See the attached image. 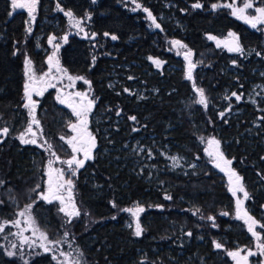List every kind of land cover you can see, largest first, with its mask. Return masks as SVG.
<instances>
[{"label":"trees","instance_id":"16d2710c","mask_svg":"<svg viewBox=\"0 0 264 264\" xmlns=\"http://www.w3.org/2000/svg\"><path fill=\"white\" fill-rule=\"evenodd\" d=\"M64 1L62 4L64 12L70 11L76 17L91 14L93 19L90 30L98 36L99 45H104L102 53H109L110 49H113L111 55L116 57L100 56L93 60L87 42L77 37L69 39L60 55L61 65L69 75L88 77L94 97L99 99L100 106L113 114L120 112L116 122L113 119L105 122L108 137L103 140L102 147L116 148L115 151L120 152L123 145L136 139H142L146 146L152 141H167L172 150L187 156L191 161H196V156L201 153V145L193 134L195 126L199 129L197 133H200L197 136L217 137L221 140L227 157L238 163L237 169L244 176L248 186L254 177L261 178L264 172L262 145L264 132L256 141V148L251 149L241 133L249 127L253 116L248 114L246 109L241 115L230 118L224 113L231 101L222 96L225 88L229 87V80L221 73V64L228 56L224 52L216 51L205 38L208 34L222 37L227 32L237 33L251 59L253 56L256 57L257 53L260 55V51H264L255 33H251L246 27L220 11L206 14L176 13L183 25V32L178 30L174 34L169 33L170 37L183 40L195 52H208L205 59L208 66L203 69V73L200 71L197 77H204L202 84L206 88L213 110L209 113V120L195 116L194 122L184 112L189 106L191 88L184 80L182 71L177 70L173 74L164 69L157 72L143 58H159L160 53L149 46L153 39L140 14L130 13L127 9L117 6L116 0H103L94 7L89 5L88 0ZM164 1L171 0H139L155 15H170L173 10H167L154 3ZM196 1L198 0H189L191 3ZM199 1L207 9L208 5L219 0ZM42 6H47V11H50L54 5L52 1L41 0L40 7ZM8 9V1L0 0V128L9 129L8 135L0 141V181H3L0 185V219L3 220H12L18 207L35 200L36 186L39 184L41 189L44 184L43 171L46 160L44 154L37 148L21 146L15 139L16 135L23 131L28 120L23 108L22 58L15 52L16 48H22L25 16L17 14L9 20ZM50 12H43L38 22ZM162 28L173 29L169 25ZM35 32V35L42 33L37 28ZM112 36L117 37L115 42L111 46L106 45L104 40L112 41ZM28 53L34 66L39 68L42 64L38 61L41 60L39 54L31 51ZM168 59L169 56L164 57L167 62ZM132 63L139 66H130ZM168 63L172 64L171 61ZM257 63L264 66V60L261 58L257 59ZM116 64L129 65L130 70H120L125 74L123 81L127 85L134 81V78H138L148 88H155L159 93L151 100L138 102L126 95L120 85L116 84L113 89L108 88L110 68ZM245 75L251 77L249 72ZM239 84L242 86H238ZM239 84L236 87L230 86V93L235 91L239 93L247 87L243 81ZM237 107L244 106L240 104ZM221 113L224 115L221 116ZM60 116L67 117V112L56 105L51 93L40 99L37 117L41 122L43 136L55 144L59 157H68L69 152L58 139L60 133L66 134L64 124L60 126L56 122V118ZM130 117H135V120ZM115 165L97 156L92 165L82 168L74 178L75 202L80 214L86 213V221L77 224L78 217L71 219L70 225L73 227L68 230L67 235H72L74 244H78L84 255L82 257L88 264H142L139 260V250L146 251L147 260L151 264H155V261H161L160 264H196L194 258L200 257H204L205 264H230L226 258H220L213 251L210 239L208 240V235L211 237L213 231L202 233L206 240L205 244L196 243L193 237L197 231L193 226L196 215L200 212H203L201 215H206L211 210H219L221 205L227 202L222 183H219V176L212 179L215 188L209 187L212 190L210 194L200 196L201 194L195 190L197 196L192 198L190 194L196 189L194 183L197 180L190 177L183 186L179 183L181 178L166 172L161 180L171 185V198L168 199L166 193L164 196L148 185L146 172L145 176L140 177L136 172L135 174L128 172V168H123L122 164ZM167 178L171 180L168 181ZM182 193L185 198L179 200L178 197ZM14 200L19 201V206L13 203ZM184 200L190 202L189 207L183 203ZM253 201V208L260 212L264 206V192L254 195ZM134 202L140 203L147 210L142 218L143 233L140 237L134 236L131 229L124 228L126 222L124 214L116 216L114 220H107L115 213V207L123 208ZM195 210L197 212L193 213ZM33 213L51 238H55L56 234L65 235L61 230L62 227L65 228L63 225L65 222L59 217L60 213L55 206L39 200L33 207ZM97 220L101 222L95 223ZM60 223H63V226ZM186 232H192L193 236L184 235ZM228 236H231L230 239L234 237L232 233ZM239 241L246 244L245 240ZM152 248L159 249L161 253L155 254ZM206 256L209 258L206 259ZM0 264H14L2 254L1 248ZM32 264L54 263L47 256H43L35 258Z\"/></svg>","mask_w":264,"mask_h":264},{"label":"rangeland","instance_id":"374dc122","mask_svg":"<svg viewBox=\"0 0 264 264\" xmlns=\"http://www.w3.org/2000/svg\"><path fill=\"white\" fill-rule=\"evenodd\" d=\"M9 4V9L7 12L8 19L11 20L14 16L17 14H23L25 16L24 20V35H23V41L21 43L22 48H16L15 52L19 55H21L22 58V67H23V73H24V82H23V108L26 111V115L28 117L27 124L24 127L23 131L16 135L15 139L18 141V143L21 146H30L37 148L40 152H42L46 158L44 163V171H43V177H44V184L42 185V188H36V197L34 201H30L29 204H32L31 213L32 216L36 222L37 227L40 231L47 234L49 240L51 241H58L55 245H49V247L53 248L52 252H45L43 248L39 247L40 241L38 240L39 233H37L35 236L33 235L32 231H25L23 232L24 236H27L30 238L31 241H36L35 246H30L29 244L21 245L20 243V237L16 235L20 232L21 228L26 227L23 223V217L19 216V212L22 211L26 205H22L18 207L19 209L16 210L14 218L12 220H3L0 219V225H4V222L7 221V225L5 226L4 232L0 233V248L2 250V254L9 259L10 262H14V264H25V261L27 264H32V262L35 260V258L47 256L49 260L57 264V261H64L67 259V264H72L73 261L79 260L80 264H88L86 259L82 256H84L81 252V250L78 248V244H74L72 240V235H67L68 230L72 229L73 226H71L68 222L69 218L65 216L64 213H60L59 217L63 219L65 224V228H61V230L64 232L65 235H57L55 238H51L49 232L39 224L37 221L34 213H33V207L35 203L40 199L39 193L42 191H45L47 189L46 185V173H47V165L49 160H53V167L54 168H60L64 169L65 172V179L71 178L73 180V187H72V196L75 202V195H76V186L74 185V178L78 174V172L84 168L88 167L89 165H92L95 162L96 157L98 156L101 160H108L109 164H122L123 168H128V172H131L133 174L138 173L139 176H145V172L148 175V185L153 187L156 191L160 192L164 196L170 197L171 195V185L168 184V182L162 181L161 177L166 172L170 175H173L177 178H181L179 180V183L181 185H185L187 181H189V178L192 177L195 180H197L194 185L196 189L190 194V196L195 197L197 196V193L200 196H203V194H210L212 190L209 187L215 188L214 180L215 177L219 176V183H222V186L224 188L225 192V200L227 202L223 203L221 205V208L219 210L214 209L211 212H206V215H201L203 212H200L196 215L195 223H193L194 228L197 230L195 232V235L193 236L192 232L191 235L195 237L196 243H206V240L202 237V233L205 232H211L213 231V234L211 237L208 235V240L210 239L211 245L213 247V251L217 253V255L220 256V258H226L230 264H236L235 260H233L232 257L228 255V252L231 251H241V256L245 255L248 250H251L253 252H256L257 254L254 256H249V264H264V255H260L257 250V239L252 235L251 232L248 231L247 225L244 223L243 220H239L236 218V200L237 198H240L243 200V193H237V196H233L231 191H229V178L225 174H222L219 172L215 167V164L213 162V157H210L207 152L205 151L206 148L209 147L207 141L213 137H204L202 135H198L200 133L198 132V128L193 126L194 136L197 137V142L200 143L201 153L196 156V161H191L190 158L187 156H183L182 154L178 153L176 150H172V148L169 145V142L167 141H158V142H151L149 145H145L142 141V139H136L132 140L131 142L126 143L122 146V149H120V152H116V148H107L106 146L102 147L103 140L107 139L106 135V126L104 125L105 122H109L111 119H113L115 122L120 115V112L111 113L108 111L107 108L102 107L99 105V99L94 97L93 89L91 87V82L86 76H71L68 74L67 71H57L55 67V63L58 60L59 61V68L62 70H65L64 67L61 65L60 62V55L62 49L68 44L69 39L71 37H77L81 40H85L87 44L89 45L90 52L92 55V59L96 60L100 56H105L108 58H116L113 54V49H110L109 53H102V50L104 49V45H99L100 40L98 39V36L93 34L90 30V23L93 19L91 14L86 13L83 17H74L73 19H70L68 16L65 15L64 8L62 7V4L65 2L64 0H49L53 2V9L50 11H47V6L40 7L41 0H38L36 4L35 9V19L32 20L31 17L28 14L27 8L24 9H13L12 7V0H7ZM103 0H88L89 5L91 7L96 6ZM153 2V1H151ZM251 2L255 7H264V0H251ZM117 6H121L124 9H127L130 13L133 14H140L142 16V19L145 22L146 29L148 33L151 35V38L153 39L149 46H152L155 50H157L158 53H160L159 58H148L143 57L145 60L148 61L149 64L152 65V67L157 72H161L164 69H166V72L173 73L177 70H181L184 76V80L188 82L191 88V93L189 97V106L184 109V112L187 114V116L194 122H196L195 116H199L200 118H203L204 120H209V113L211 110H213V105L211 104V100L207 94L206 88L203 87V76L197 77V75L200 73H203V69H205L208 65H206V58H207V51H199L195 52L189 48L187 43H185L181 39H176L175 37H170V34H174V32L180 30V32H183V25L179 22V19L176 15V13L179 14H192L195 12H201L203 14H206L208 12H215L219 11L223 12L224 14H227L230 18L237 21L244 27L248 29L251 33H255L258 38L259 42L261 43L262 49H264V24H258L256 28H253L249 23H246L243 19L237 18V16L232 14V10L228 7H218L216 9L212 8V5H208L207 9L203 4L198 0L194 3L189 2V0H171V1H164L162 3L160 2H154L156 5H159V7H164L167 10H173L174 12H170V15H155L151 9L149 10L152 15L156 19V23L160 25L159 28L155 27V24H153L152 20L148 18V13L144 11L146 7L142 5L139 0H116ZM153 3V4H154ZM196 3H200L202 7L200 8H194L193 5ZM234 3L237 7L243 6V0H219L218 2L214 4L224 5V4H232ZM137 5H140V7H137ZM158 7V6H156ZM184 7V8H183ZM253 9L247 10V15H255ZM62 9V10H61ZM43 12H50L46 17H43L41 21L38 22V19L40 15ZM61 14V15H59ZM75 21L81 22V27L83 28V31H80L79 28L75 27ZM169 25L171 28L169 29H163L162 26ZM31 27V32H28L27 29ZM39 29V31H42V33H37L35 35V30ZM47 30V32H46ZM230 32H227L224 36H214V35H206L205 38L207 42L213 45V48L218 52H224L228 56L227 60L222 62L221 64V73L226 76L229 80V87L225 88L224 94L222 96L225 97L226 100L229 102L231 101L230 105L225 109L224 113L230 118L236 115H241L244 110L246 109L248 114H251L253 116V120L250 121L249 127L245 129L241 133L242 138L248 143L250 148L255 149L256 148V141L260 138L262 133L264 132V66L258 65L257 59L261 58V60H264V54L263 50L260 51V55H257L256 57H252L251 59L248 57L247 52L243 48V43L241 38L237 33H234L236 37L239 38V44L243 49V52H236L231 53L229 52L226 47L221 44L220 47H217V40L225 41L227 38H229L228 34ZM214 36L216 37V40H210L208 37ZM55 37L53 42L49 43V38ZM64 37H67V40L64 39ZM112 41L104 40L106 45H112L113 42H115L113 39ZM174 40L180 41L183 45H186V48H180L178 46H173L171 43ZM18 44V43H17ZM59 45V48L57 49L54 47V45ZM17 47V46H16ZM17 50V51H16ZM191 50V57L193 63L196 64V67L192 70V80L187 79V71H188V61L184 57V53ZM29 51L33 52L34 54H39L38 57L41 60L42 64L39 68L34 66L33 60L29 56ZM55 54V59L53 60V66L49 65L48 58L50 56H53ZM165 56H169L168 62L171 61L172 64L168 63L166 60H164ZM28 59L32 63V69L35 73V76L37 78L44 76L45 73H48V76H45L44 82L38 83L37 87H46L47 84H53L55 87H46V90L43 92V95H36L35 93L32 94V99L37 102L35 113L36 118L38 114V106L39 101L42 97L45 95L51 93L53 95L54 102L58 106H62V104L59 102L57 97L59 96L61 99H67L68 104L71 103L74 99L78 100V97H75V93L80 92L86 94L88 99H93L95 101L91 112L88 115V131L91 132V134L95 137L96 141V148L94 151H92V159L86 163L83 167L79 168L75 175H71V170L68 169L67 165L64 163H61L60 161H64L67 159H70L73 155L71 147L66 143L67 139L76 135L69 125L71 123L77 122V117L73 114V111H69L66 109L67 117L66 116H60L56 118V122L61 126L64 124L66 134L60 133L58 135V139L61 141V144L63 147H65L66 151L69 152L68 157H59L56 151V146L51 141H47L43 136L42 126L37 129L35 125H33V128L35 131H37V143L36 144H23L21 143L19 136L25 132L31 117L29 115V110L24 107V104L26 103V98L24 95V85L26 82H28V77L25 75V60ZM155 61L160 62V66L157 67V64ZM253 64V65H252ZM130 66H139L137 63H132ZM120 70H130L129 65L127 64H121V65H114L110 68V74L109 78L110 81L108 83V88L113 89L115 85H120L123 87L125 94L128 95L130 98H134L135 101H145V100H151L153 97H155L159 91L155 88H148L147 85L139 81L138 78H134V81H131L129 85L125 81H123V78L125 74L121 73ZM246 72H249L251 77H246ZM69 76L73 78L82 77L83 79H73L69 80ZM130 78L131 77H128ZM240 78V81H239ZM256 79V81H254ZM132 80V79H131ZM87 81L88 83H85ZM245 83L247 86L243 91L237 92L235 91L237 95L241 97L240 100H237L235 96L230 93V86L236 87L239 83ZM238 86H242V84H239ZM244 86V85H243ZM197 88H202L204 90L205 96L207 98V107L199 104L197 101L199 100L198 93L196 91ZM243 105V108H239L237 106ZM247 106V107H245ZM39 120V119H38ZM40 121V120H39ZM262 121V122H261ZM41 123V122H40ZM56 123L57 126H59ZM194 124V123H193ZM195 127V128H194ZM0 130H2L0 128ZM65 137L64 140H61L60 137ZM4 138L3 135H0V141ZM26 138H28L26 136ZM216 140L220 141V151L224 154V157L228 160H231L232 163L230 167L237 172V174L242 178V184L245 188V190L249 194V199L244 200L243 207L248 211V213L256 219L259 224L256 227L257 233L261 237V241H264V228H261L259 225L264 224V206L261 208L260 212H257L253 208V196L258 194L259 192H264V172L261 174V178H258L257 176L254 177V179L250 180V185L248 186L246 181L244 180V176L241 175L237 169V164L233 158H228L226 155V152L224 150V144H222L221 140L217 137H215ZM51 145V148L49 149L48 145ZM42 145V146H41ZM262 145L264 146V139L262 140ZM178 147V145L176 144ZM52 153H55L56 155L53 156ZM78 158L83 159V154H77ZM56 156L60 158L59 161L56 160ZM172 157H176L177 162L174 166V162L172 160ZM112 160V161H110ZM244 162V161H242ZM240 162V163H242ZM244 165V164H243ZM256 165V163L254 164ZM259 176V175H258ZM249 177V176H248ZM206 178V180H205ZM250 178V177H249ZM168 180V178L166 179ZM171 180V179H169ZM168 180V181H169ZM187 180V181H186ZM186 181V182H185ZM199 181V182H198ZM173 182V180H172ZM185 182V183H184ZM174 187V184H172ZM208 186V187H206ZM197 191V193L195 192ZM166 193V194H165ZM65 197H67L68 193L65 191L63 193ZM179 196V200H183L182 196ZM220 199V198H219ZM223 199V197L221 198ZM214 200V199H213ZM13 202L16 206H19V201L14 200ZM43 201V200H41ZM45 202V201H43ZM47 203V202H45ZM184 204H187L189 207L190 202L188 203L187 200L183 201ZM50 205L55 206L57 208V211L59 207L61 206L59 204V201H53L52 203H48ZM76 204V202H75ZM77 205V204H76ZM137 206L142 207L144 209L143 212L138 213V220L139 223L143 229L142 226V218L144 215H146V207L143 205H140V203H132L126 207L123 208H117L115 207V213L111 215L107 220H114L116 216L118 215H125V226L124 228L131 229L134 236L135 235V227L137 222V217L133 216L131 212L124 211V209H135ZM215 208V207H214ZM195 210L193 213H196ZM205 212V211H204ZM222 213H227V215H222ZM86 213L83 215L78 216V220L76 221L77 224H82L86 221ZM208 217H213L214 219L209 220ZM77 218V217H73ZM72 218V219H73ZM20 219L21 225L20 228H17L14 226L11 222ZM84 220L83 222H81ZM96 222H101V220H97ZM61 224V223H60ZM61 224V225H62ZM60 225V226H61ZM62 225V226H63ZM143 233V232H142ZM189 232H186L184 235H188ZM232 233V239L231 236H228ZM142 235V234H141ZM140 235V236H141ZM137 236V237H140ZM245 240L246 244H241L240 239ZM215 243H220L223 245L222 248L217 249L215 247ZM16 244V248H12L11 245ZM153 252L155 254H160V250L156 248H152ZM164 250V248L162 249ZM13 251L16 252L17 255L15 256H8L7 252ZM64 252L67 253V258L60 256L59 253ZM139 260L142 264H151L147 260V253L144 250H139ZM53 255H56L57 259H53ZM218 258V256H215ZM209 256H206V259H208ZM190 260V258H189ZM196 261V264H205L204 257H200L199 259L194 258ZM174 261V260H173ZM161 261H155V264H160Z\"/></svg>","mask_w":264,"mask_h":264},{"label":"snow or ice","instance_id":"6c2138e0","mask_svg":"<svg viewBox=\"0 0 264 264\" xmlns=\"http://www.w3.org/2000/svg\"><path fill=\"white\" fill-rule=\"evenodd\" d=\"M38 0H12V7L13 9H24L27 8L28 14L31 17L32 20L35 19L34 13L36 9V4ZM137 7H140V5H137ZM194 8H200L202 5L200 3H196L193 5ZM218 7H228L232 10V14L237 16L239 19H243L246 23H249L253 28H256L258 24H264V7H255L251 0H243V6L237 7L234 3L232 4H213L212 8L216 9ZM256 13L255 15H247L246 12L249 9H253ZM62 10V9H61ZM145 12L148 13V18L152 20L153 24H155V27L159 28L160 25L156 23L155 17L152 15V13L145 8ZM65 15L68 16L70 19L74 20L72 12L68 11L65 12ZM75 27L79 28L80 31H83V28L81 27L80 21H75L74 24ZM28 32H31V27L27 29ZM105 35H108V33H105ZM229 38L225 41L217 40V47H220L221 44H223L224 47H227L230 52H243L242 47L239 44V38L235 36L234 33L228 34ZM117 37L112 36V39L115 40ZM210 40H216V37L209 36ZM55 37L49 38V43L51 44ZM65 40H67V37H64ZM173 46H178L180 48H186V45H183L180 41L174 40L171 42ZM57 49L59 48V45H54ZM259 55V53H257ZM192 53L191 50L184 53L185 59L188 61V71H187V79L192 80V70L196 67V64L192 62L190 59ZM55 59V54L53 56H50L48 58V62L50 66H53V60ZM157 64V67L160 66L159 61H155ZM55 67L57 71H66L59 68V61L57 60L55 63ZM25 75L28 77V82L25 83L24 89H25V98L26 103L24 104V107L29 110V115L31 117V120L25 130L24 133H22L19 136V139L21 143L23 144H36L37 143V131L34 130L33 125L36 126L38 129L40 127V121L36 118V105L37 102L32 99L33 92L36 95H43V92L46 90V87H55L53 84H47L46 87H37L38 83L44 82L45 76H48V73H45L44 76H41L37 78L35 76V73L32 69V63L30 60H25ZM69 80L73 79H83L82 77L73 78L71 76L68 77ZM85 83H88L85 81ZM127 91V89L125 90ZM199 100L197 101L199 104L207 107V98L205 96L204 90L202 88L196 89ZM233 96L236 97L237 100H240L241 97L237 95L236 93H232ZM75 97H78L79 99H74L71 103H69V107L72 108L73 114L77 117L76 123H71L69 127L71 130L76 133V135L70 137L67 139L66 143L71 147L73 155L70 159L60 161L61 163H64L67 165L68 169L71 170V175H75L76 171L84 166V163L86 160L92 158V150L95 148V137L91 134V132L88 131V115L92 110V107L95 103L93 99H88L86 94L77 92L75 93ZM59 102L61 104H64L66 101L64 99H61L59 96L57 97ZM221 116L224 115V113L220 114ZM130 119L135 120V117H130ZM9 132V129L7 127L0 130V135L7 136ZM26 136L28 138H26ZM61 140H64L65 137L61 136ZM209 147L205 149L207 154L210 157H213V162L215 164V167L219 168L222 172H225V174L229 178V191H231L233 196H237V193H243V200L240 198H237L236 200V218L239 220H243L244 223L248 227V231L252 233L254 237L257 239V250L260 255H264V241H261L260 235L256 231V227L259 224V222L254 219L248 211L243 207L244 200L249 199V194L245 190L243 184H242V178L237 174L235 170H233L230 165L232 163L231 160H228L224 157V154L220 151V141L216 140L215 138H211L207 141ZM42 146V145H41ZM49 149L51 148V145H48ZM83 154V159L78 158L77 154ZM53 156H55V153H52ZM56 160L59 161L60 158L56 156ZM172 160L174 162V166L176 165L177 159L176 157H172ZM53 160L48 161L47 165V189L45 191H42L39 193V197L41 200L52 203L53 201H59V204L61 205L58 209L59 212L64 213L65 216L69 218L68 222H71V219L73 217H78L80 215V211L77 207V205L74 202L73 196H72V187H73V180L71 178L65 179V172L64 169L60 168H54L53 167ZM3 184V181H0V185ZM37 188L40 187L38 184L36 186ZM67 192L68 195L65 197L63 195L64 192ZM170 199L171 197H166ZM32 204L26 205L25 208L19 212V216L23 217V223L26 225V227L21 228L20 232L17 233L20 237V243L21 245L29 244L30 246H35L36 241H31L29 237L24 236L23 232L31 230L33 235L35 236L37 233H39L38 240L40 241L39 247L43 248L45 252H52L53 248L49 247V245H55L58 243V241H51L49 240L46 233L39 230V228L36 225V222L32 216L31 209ZM115 206V205H113ZM124 211L131 212L133 216L137 217L136 227H135V235L140 236L143 232V229L139 223L138 220V213L143 212L144 209L142 207L137 206L135 209H124ZM222 215H227V213H222ZM209 220L214 219L213 217H208ZM7 221L4 222V225H0V233L4 232L5 226L7 225ZM14 226L17 228H20L21 220L16 219L11 222ZM261 228H264V224L259 225ZM188 235H191V233H188ZM12 248H16V244L11 245ZM215 247L217 249H220L223 247L220 243H215ZM241 251H231L228 252V255L233 258V260L236 261V264H248V257L254 256L257 253L253 252L251 250H248L247 253L243 256H241ZM8 256H15L17 255L16 252L8 251ZM60 256L67 258V253L60 252ZM53 259H57L56 255H53ZM25 264L27 262L25 261ZM57 264H67V259L64 261H57ZM72 264H80L79 260L73 261Z\"/></svg>","mask_w":264,"mask_h":264},{"label":"water","instance_id":"95a60500","mask_svg":"<svg viewBox=\"0 0 264 264\" xmlns=\"http://www.w3.org/2000/svg\"><path fill=\"white\" fill-rule=\"evenodd\" d=\"M228 39H230V38H227L226 40H228ZM226 49L228 50V48L226 47ZM229 51V50H228ZM230 52V51H229ZM231 53H236V52H231ZM34 93V92H33ZM24 95H25V90H24ZM66 102L64 103V104H62V106H64V107H66V108H68V109H70V110H72V108L71 107H69L68 105V102H67V99H64ZM95 144H96V141H95ZM95 148H96V146H95ZM95 148L92 150V151H94L95 150ZM92 159V158H91ZM91 159H88V160H91ZM88 160H86V161H88ZM85 161V162H86ZM219 172H221L222 174H224L225 175V172H222L219 168H216ZM47 179H48V177H47V175H46V185H47ZM235 263H236V261H235ZM241 264H243V262H241Z\"/></svg>","mask_w":264,"mask_h":264},{"label":"flooded vegetation","instance_id":"af4514ba","mask_svg":"<svg viewBox=\"0 0 264 264\" xmlns=\"http://www.w3.org/2000/svg\"><path fill=\"white\" fill-rule=\"evenodd\" d=\"M60 107V106H59ZM61 108H64L65 110L66 109H68V108H66V107H64V106H61ZM69 111H72V110H70V109H68ZM88 161H90V160H88ZM88 161H86L85 163H84V165H86V163L88 162ZM248 264H249V259H248Z\"/></svg>","mask_w":264,"mask_h":264}]
</instances>
